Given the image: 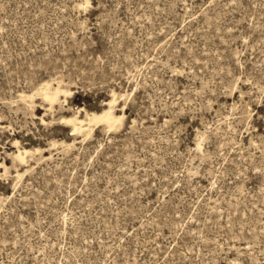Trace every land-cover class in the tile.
<instances>
[{
    "label": "rangeland",
    "instance_id": "374dc122",
    "mask_svg": "<svg viewBox=\"0 0 264 264\" xmlns=\"http://www.w3.org/2000/svg\"><path fill=\"white\" fill-rule=\"evenodd\" d=\"M0 264H264V0H0Z\"/></svg>",
    "mask_w": 264,
    "mask_h": 264
},
{
    "label": "bare ground",
    "instance_id": "6f19581e",
    "mask_svg": "<svg viewBox=\"0 0 264 264\" xmlns=\"http://www.w3.org/2000/svg\"><path fill=\"white\" fill-rule=\"evenodd\" d=\"M40 95L45 98L46 100L49 101L50 104H52L56 99V91L50 90L48 86H44L40 89ZM115 98H112L108 103H107V108H104L101 112L99 113H92L90 120L96 121V120H102L107 124H113L118 118L115 116L114 111H113V102ZM72 123V129L74 131H80L82 126H83V120L78 119L77 117H73L72 119L69 120ZM26 150H19L17 149V152L14 155V158L18 160H24L25 155H26Z\"/></svg>",
    "mask_w": 264,
    "mask_h": 264
}]
</instances>
